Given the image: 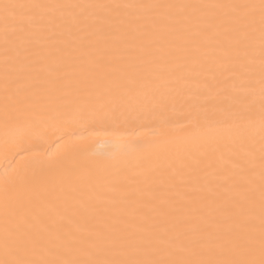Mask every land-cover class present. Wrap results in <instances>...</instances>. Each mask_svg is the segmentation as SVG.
<instances>
[{
	"label": "snow or ice",
	"instance_id": "1",
	"mask_svg": "<svg viewBox=\"0 0 264 264\" xmlns=\"http://www.w3.org/2000/svg\"><path fill=\"white\" fill-rule=\"evenodd\" d=\"M103 26L117 49L149 42L119 74L101 52L86 75L53 78L54 59L80 58L73 37ZM177 108L197 132L125 127ZM67 121L110 131L115 155L34 156L0 178V264H264V0L0 3V150L38 152L26 146Z\"/></svg>",
	"mask_w": 264,
	"mask_h": 264
},
{
	"label": "bare ground",
	"instance_id": "2",
	"mask_svg": "<svg viewBox=\"0 0 264 264\" xmlns=\"http://www.w3.org/2000/svg\"><path fill=\"white\" fill-rule=\"evenodd\" d=\"M9 2V0H0V3ZM16 2V0H11ZM47 2H57V0H47ZM59 2H103V3H117V2H133L138 3L142 0H59ZM143 2H154V0H143ZM172 2H200V0H172ZM133 11V10H128ZM127 17V12L124 13ZM91 23L92 21H88ZM104 30L97 35L91 37V40H83L81 37L84 34H78L73 37L76 48L79 49L75 52L76 57L79 59L60 61L53 60L51 63L56 65L59 63V67L62 69L59 73H52V77L57 75H79L84 76L87 71L94 67L93 61L100 58V53H108L104 57L105 62H111V66L102 69V72L119 74L121 69L129 67V64L135 59L137 55L141 53V43H148L147 39H143L141 33H136L135 38L129 37L127 44H121L120 48L115 47L116 42L119 40L121 33L115 31L114 26H103ZM75 31V29H74ZM36 47H44L47 45L37 42ZM153 51L157 48L154 46ZM119 52L120 55H113ZM59 55V54H58ZM45 62L44 75L47 76L46 71L47 64ZM139 63V62H138ZM146 65H141L142 69H146ZM171 121L168 125H164L158 120H145L139 122L134 128H127L129 133L136 132V134L145 140H151L154 138H161L173 135H184L188 133L197 132L199 129L197 125V113L193 112L191 115L187 111H181L177 108L174 112L170 113ZM211 115V113L209 114ZM216 118H219L218 116ZM193 121V126L185 129L183 125L189 120ZM205 121L201 117L199 118V125H203ZM68 125L65 131L68 135L64 134V131L51 130L48 134L42 138H36L31 145H27L29 149H38V152L28 151L25 152L21 148H15L11 151L0 150V178L6 177L13 169L31 168L34 163V156H38L40 160L48 161L55 159L58 155L67 154L76 159L87 161L95 164L96 166H102L105 161L115 155L114 152V140L111 132H105L101 129V125H95L96 130H93L92 125H81L75 121H67ZM104 128H110L111 123L103 125ZM142 129V131H140ZM135 137H132L134 139ZM129 158H134L136 152L134 148L129 146L128 150ZM153 193L156 196H162L166 193L161 191L162 186L157 181L152 184ZM133 196L131 188L127 193ZM136 197L133 196V199ZM159 203V201H157ZM142 212H148L147 208L140 209Z\"/></svg>",
	"mask_w": 264,
	"mask_h": 264
}]
</instances>
